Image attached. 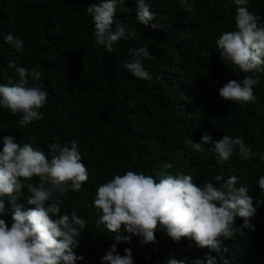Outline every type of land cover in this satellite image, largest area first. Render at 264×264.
Returning <instances> with one entry per match:
<instances>
[{
	"label": "trees",
	"instance_id": "1",
	"mask_svg": "<svg viewBox=\"0 0 264 264\" xmlns=\"http://www.w3.org/2000/svg\"><path fill=\"white\" fill-rule=\"evenodd\" d=\"M146 2L156 14L151 23L158 27L140 25L134 0H125L117 5L112 27L122 24L136 36L117 42L113 52L106 53L94 43L91 17L84 14L99 0H0V83L7 82V76L18 79L7 67L14 60L18 66L40 71L37 83L48 93L43 118L26 127L19 125V114L0 108V149L6 135L17 143H32L46 156L53 142H77L89 179L80 192L69 190L58 197L63 201L62 214L75 210L88 220L74 248L84 260L76 264H101V257L117 243L103 226L97 228L92 207L96 188L115 174L180 172L191 175L197 186L216 175H237L249 187L254 207L257 200H264L257 184L264 175L259 159L264 152V72L250 73L258 78L254 102L232 103L218 94L229 80L245 75L225 65L215 45L222 32L234 30L237 6L232 0H195L192 9L182 8L178 0ZM248 10L264 24V0H249ZM9 33L23 40L22 53L5 43L3 36ZM138 47H147L151 55L143 61L151 80L137 79L124 68L132 59L129 50ZM204 133L213 140L241 137L257 155L244 160L233 154L220 167L208 151L210 145L203 152L191 149L189 142H200ZM166 163L173 167L164 169ZM31 182L38 183V178ZM16 203L23 210L34 207L23 197ZM11 207L5 197L6 212L0 219L9 225ZM242 223L237 218L236 234L223 240L228 248L225 257L230 264H264V204L251 219L254 230L240 231ZM155 239V244L141 245L132 236L131 244H117V253L123 256L130 248L133 264H166L170 258H186V264H192L208 254L207 248H196L191 240L173 242L159 230Z\"/></svg>",
	"mask_w": 264,
	"mask_h": 264
},
{
	"label": "clouds",
	"instance_id": "2",
	"mask_svg": "<svg viewBox=\"0 0 264 264\" xmlns=\"http://www.w3.org/2000/svg\"><path fill=\"white\" fill-rule=\"evenodd\" d=\"M125 0H99L84 10L91 17L93 37L96 45L106 53L113 52L117 42L134 38L135 31L116 24L113 16L117 5ZM237 6L234 16L235 28L222 32L215 45L219 58L225 65L245 74L242 79L229 80L219 88V96L232 103H251L256 97L253 86L258 83L254 73L264 72V24L261 17L248 10L249 0H232ZM135 20L153 29L158 24L151 23L156 14L150 11L146 0H134ZM182 8L192 9L195 0H178ZM6 44L22 53L24 42L12 34H5ZM132 59L125 61L124 68L133 77L148 81L152 75L145 69L143 61L151 57L147 47L130 49ZM7 67L14 69L18 79L7 76L0 83V108H6L12 115H20L19 125L26 127L33 121L41 120V111L47 103L48 93L37 83L42 73L35 68L29 70L9 60ZM252 73V74H250ZM159 78V77H158ZM31 139V138H30ZM0 149V216H4L5 197L11 207V223L0 219V264H76L84 260L74 253L78 246L77 237L88 224L84 216L76 211L61 213L63 203L58 197L69 190L80 192L89 179V171L82 160L76 141L61 145L51 143L48 154L32 143H17L11 135L2 137ZM191 149L203 152L206 145L215 163L223 167L233 154L244 160H251L256 153L241 137L224 135L219 140L204 133L200 142H189ZM264 162V152L259 153ZM166 163L164 169H171ZM38 183H32V178ZM240 177L229 175L225 178L216 175L197 186L189 174H172L163 170L157 174L127 170L122 175L115 174L111 179L100 183L96 188L92 207L96 210L97 228L111 233L117 243L101 257V264H133L130 248L124 255L117 253V244H131L132 236L139 238L141 245L157 243L155 232L162 231L173 242L185 238L194 242L196 248H207L204 259H194L192 264H230L225 257L227 246L223 240L232 238L237 227L235 221L241 218L239 230H254L251 219L257 207L264 200L249 195V187L240 183ZM264 195V175L257 181ZM27 190V195L24 190ZM26 199V210L16 203L18 198ZM193 245H189L191 248ZM211 253H216L214 257ZM218 257V258H217ZM166 264H186L185 259L170 258Z\"/></svg>",
	"mask_w": 264,
	"mask_h": 264
}]
</instances>
